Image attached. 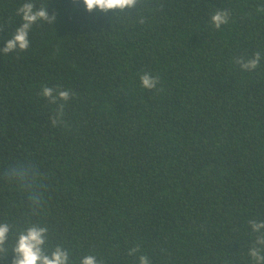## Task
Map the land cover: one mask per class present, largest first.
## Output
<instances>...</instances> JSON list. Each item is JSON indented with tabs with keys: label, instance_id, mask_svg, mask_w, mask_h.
Wrapping results in <instances>:
<instances>
[{
	"label": "trees",
	"instance_id": "1",
	"mask_svg": "<svg viewBox=\"0 0 264 264\" xmlns=\"http://www.w3.org/2000/svg\"><path fill=\"white\" fill-rule=\"evenodd\" d=\"M22 3L0 0V49ZM32 3L55 20L32 26L26 51L0 52V222L47 224L76 264L89 253L104 264L140 254L252 264L248 221L264 220V0H137L106 13ZM217 8L231 12L220 29ZM256 51L255 70L236 63ZM145 71L157 89L142 87ZM45 85L73 93L63 124L51 123ZM13 167L34 178L39 216L5 179Z\"/></svg>",
	"mask_w": 264,
	"mask_h": 264
},
{
	"label": "clouds",
	"instance_id": "2",
	"mask_svg": "<svg viewBox=\"0 0 264 264\" xmlns=\"http://www.w3.org/2000/svg\"><path fill=\"white\" fill-rule=\"evenodd\" d=\"M86 10L89 12L109 10L131 9L136 6L137 0H83ZM22 23L15 29L11 39L6 41L0 52L7 54L17 49L26 51L29 47V32L37 21L55 20V16H49L45 7H36L32 0H24L17 10ZM231 19L228 9L217 8L210 14V21L216 29L227 25ZM261 53L256 51L250 57H239L236 63L245 71L255 70L261 62ZM141 85L145 89H157L159 77L145 71L140 75ZM40 95L45 97L49 104L56 105L54 114L50 117L53 125L64 123V109L73 93L61 86H42ZM5 179L15 180L21 188L26 189L29 207L33 214L39 216L44 204L42 197L34 191L35 180L30 176L28 169L13 167L5 170ZM248 223L251 231L259 233L255 241L248 249L252 264H264V220L250 219ZM11 237V239H10ZM11 252V264H76L70 257V249L62 243L50 244V233L47 224L30 223L17 228L15 224L0 222V256ZM140 252V245L128 249L129 255ZM79 264H104L103 259H98L94 254H85L78 258ZM139 264H152L149 257L140 254Z\"/></svg>",
	"mask_w": 264,
	"mask_h": 264
}]
</instances>
